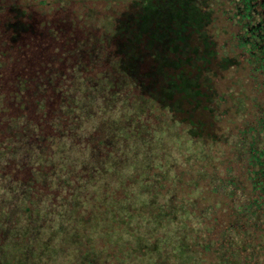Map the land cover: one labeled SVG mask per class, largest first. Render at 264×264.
Returning a JSON list of instances; mask_svg holds the SVG:
<instances>
[{"label": "rangeland", "instance_id": "1", "mask_svg": "<svg viewBox=\"0 0 264 264\" xmlns=\"http://www.w3.org/2000/svg\"><path fill=\"white\" fill-rule=\"evenodd\" d=\"M130 1L110 0L108 4L123 10ZM60 4L64 8L68 3ZM95 4L104 8L107 1L98 0ZM208 4L224 3L208 0ZM110 13L115 15L114 10ZM53 14L55 18L52 17L54 20L49 25L59 29L62 24L54 23L60 17L59 12ZM94 17L89 12L90 25L94 24ZM112 18L110 15L96 18L100 28L93 30L95 35L104 29L108 39L114 31ZM221 38L226 36L222 34ZM103 39L110 49L105 36ZM47 54L57 68L46 66L42 78L48 73L45 70L57 73L55 77L48 73L41 87L47 97L43 112H37L33 103H26L22 110L15 106L13 110L15 115H23L20 120L25 123L30 119L41 122L43 139L31 135L32 124L20 135L9 133L5 131L8 121L0 118V172L3 173L0 179L13 171L14 179L20 181L10 182L12 178L8 177L0 182V264H89L91 260L95 264H240L222 249L215 256L211 253L209 257H214L207 261L202 256L201 241L204 234L206 238L207 234L212 235L208 231L211 227L217 233L225 226L228 207L237 199L240 192L237 189L245 179L246 155H242V143L238 140L239 131L251 116L247 113L249 98L245 93L250 85L245 82L242 69H230L219 80L218 90H223L228 98L216 110L221 118L214 130L217 142L209 139L204 143L189 136L187 128L171 120L166 111L160 113L163 116L158 120L154 102L135 93L131 80L118 68L115 72L119 85L108 74L86 84L84 78L111 69L104 56L92 59L85 55L82 65L75 68L78 57L72 53L66 54L74 59L68 63L56 56L52 59V50ZM43 55L46 52L42 50H30L27 64H34ZM78 68L84 78L80 77ZM65 80H73L75 88L72 90L80 122L78 119L74 133L65 131L67 120L62 116L55 119L52 114L55 109L59 110L58 114L61 112L59 104L65 97L60 90L62 85L71 86ZM114 86L121 89L119 95ZM4 90L10 99L7 87ZM27 92L32 100V88ZM60 135L70 146L67 151V146L58 147L64 145V138L52 145ZM57 147L64 148L60 162ZM42 148L43 156L48 158L43 167L35 165L36 154ZM19 164L30 168L29 171L16 168ZM35 168L39 169L37 173ZM29 177L32 182L27 181ZM218 178L221 186L212 192L210 188ZM232 179L238 184L234 182L230 186ZM233 189L238 193L231 195ZM75 191L78 194L70 207ZM51 212L55 213L52 217ZM213 216L223 220L219 231Z\"/></svg>", "mask_w": 264, "mask_h": 264}, {"label": "trees", "instance_id": "2", "mask_svg": "<svg viewBox=\"0 0 264 264\" xmlns=\"http://www.w3.org/2000/svg\"><path fill=\"white\" fill-rule=\"evenodd\" d=\"M96 1L98 0L90 3V0H84L82 5L71 4L80 3V0L0 1V115L3 114L0 118L8 121L5 131L20 135V132L27 131L32 124L31 135L36 134L43 139L40 135L44 132L41 122L39 124V121L30 119L25 123L20 120L23 115H15L13 110L15 106L22 110L26 103H33L37 112H43L46 96L41 87L46 83L44 79L51 70H45L48 73L44 78L41 72L46 66L57 68L55 61H51V58L48 60L47 52L51 50L54 52L52 59L56 56L63 63L74 62L66 54L77 56L75 68L82 65L85 55L92 59L104 56L111 69L84 78L83 71L78 68L80 77L84 78L86 84L93 82L98 76L108 74L119 85L118 72H115L118 68L131 80L135 93L154 102L152 106L159 112L156 116L158 120L163 116L160 113L166 111L165 114H169L171 120H177L187 128L189 136L193 139L200 138L204 143L209 139L211 142L218 140L214 130H217L221 118L217 116L216 110L228 98L223 90H218L219 80L230 69H242L245 82L250 85V90L246 89L245 93L249 98L246 102L247 113L251 116L250 120L244 122L242 131H239L241 135L238 140L242 143V155H246L243 158L246 166L243 173L245 179L241 188L237 189L239 193L235 189L231 192V195L236 192L238 194L237 199H233V204L228 207L229 219L224 222L225 226L221 225L223 220L213 216L214 226L219 231L221 225L222 230L214 233L215 229L211 227L208 231L212 235L207 234L206 238L204 234L201 250L207 261L212 260L222 249L240 264H264V0H220L224 4H208V0H131L123 10L113 8V4H108L110 0H106L104 8H98ZM62 2L68 4L63 8L60 4ZM90 10L95 16L93 25L87 22ZM110 10H114L115 15ZM56 12H59L60 17L54 23L63 26L59 29L49 25ZM105 15L113 17L114 22L113 34L108 39L104 29L99 35L93 32L100 28L95 23L99 21L96 18ZM222 34L226 38H221ZM104 36L110 49L104 45ZM61 48L66 51H60ZM32 49L42 50L46 55L35 59L34 64H27V53ZM56 73L50 75L55 77ZM61 73L65 77L64 72ZM65 82L71 83V86L64 84L60 88L63 97L65 95L64 102L59 104L61 112L58 114L59 110L55 109L52 114L55 119L62 116L67 120L65 131L68 129L74 133L79 119L72 90L75 88L73 80ZM4 86L11 95L10 99L6 98ZM115 86L114 90L119 95L121 89ZM29 88L33 90L32 100H29ZM61 135L55 137L52 145L61 143L64 138ZM66 140L70 138L67 137ZM59 146H67L65 138L64 145L62 143ZM58 147L56 155L60 162V152L64 148ZM68 147L70 146L65 151ZM13 151L10 153L14 154ZM41 151L36 154L35 165L43 167L48 158L43 156V148ZM65 154L67 160L68 155L66 152ZM16 168L30 169L21 164ZM38 171L35 168V173ZM31 174L34 173L31 171ZM14 175L11 171L6 172L3 177H11L10 182H20L14 179ZM5 179H0V182ZM30 179L29 177L27 181H31ZM218 180L219 178L211 186L212 192H216L218 186H221L222 182ZM231 181L230 186L234 182L238 184L237 180ZM31 182L28 184H33ZM76 194L77 191L73 193L70 207L74 205ZM60 207L61 202L58 211ZM54 214L49 213L51 217ZM211 253H214L212 258L209 257ZM89 264L95 262L91 260Z\"/></svg>", "mask_w": 264, "mask_h": 264}]
</instances>
